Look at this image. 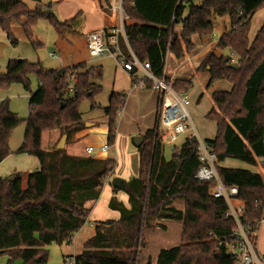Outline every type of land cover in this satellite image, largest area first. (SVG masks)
Wrapping results in <instances>:
<instances>
[{"label":"trees","instance_id":"16d2710c","mask_svg":"<svg viewBox=\"0 0 264 264\" xmlns=\"http://www.w3.org/2000/svg\"><path fill=\"white\" fill-rule=\"evenodd\" d=\"M105 3L110 4V0ZM51 8L48 3L32 10L23 0H0V28L16 44L12 25L20 24L36 44L32 27L39 20L64 31L80 16L60 20ZM262 9L264 0H124L125 14L135 22L125 26L130 48L140 61L150 63L159 79L166 72L168 55L183 59L185 53L195 48L194 35H212L215 18L228 19L230 29L220 36L216 47L197 68L209 74L208 86L216 80L232 86L230 91L212 92L218 111L212 109L206 115L217 125L215 139L207 141L219 163L230 158L255 166L257 158H264V24L252 43L248 38L252 17ZM177 26L181 27L180 32ZM216 49H229L230 53L219 54ZM232 53L237 67L232 65ZM138 72L136 68L132 71ZM29 75H36L39 86L30 96L20 152L37 157L40 167L25 176V182L22 174L14 175L13 181H0V256L9 257L7 264H47V246L71 244L91 212L87 203L100 198L105 180L116 170L112 159L70 155L65 148L57 149V144L52 152L42 148L45 132L59 129L60 138L66 135L67 142L75 132L85 128L79 106L87 100L92 108L97 107L95 97L103 90L102 68L82 62L61 69H44L39 63L10 60L7 72L0 74V88L21 83L30 90ZM71 75H76L73 90L69 89ZM131 77L137 87L140 80ZM167 82L178 93L188 94L193 87L191 79L172 80L167 76ZM152 87V82L147 81L145 88ZM126 100V92H113L105 108L110 147L115 144L118 114ZM20 123L10 111L9 101H3L0 163L9 156L10 136ZM143 136L144 142L138 147V176L124 181L120 189L109 181L114 193L121 191L128 196L130 207L116 196L110 199L109 207L118 211L120 218L97 227L96 235L85 243L83 253L74 257L76 264H140L145 244L143 233L146 228L161 226L162 218L182 222V238L179 245L162 249L156 264H237L221 243L231 237L236 227L225 216L226 204L211 195L212 182L200 183L195 178L200 167L195 141H184L166 159L156 124ZM218 172L225 184L239 187V198L246 206L243 223L255 231L264 214L263 177L247 169L222 166ZM179 199L185 202L184 210L173 205Z\"/></svg>","mask_w":264,"mask_h":264},{"label":"rangeland","instance_id":"374dc122","mask_svg":"<svg viewBox=\"0 0 264 264\" xmlns=\"http://www.w3.org/2000/svg\"><path fill=\"white\" fill-rule=\"evenodd\" d=\"M23 1L30 9L35 8L37 5L32 0ZM46 2L47 0H42L39 5L44 7ZM62 2L65 3V6L67 4V7H72L74 10H85H76L74 15L70 16L71 18H67V20L72 19V17H74L77 13L80 15L75 24L72 25V29L57 31L48 23V21L41 19L34 27H32L33 37L34 40H36L35 44L27 37L22 26L14 23L12 25V32L17 43L13 44L8 38L6 32L0 28V74H5L7 72V65L10 60L18 59L27 60L37 64L39 63L44 69H60L62 67H69L86 61L89 66L102 68L103 79L100 83L103 90L97 97H95L97 107L92 108L90 101L86 100L82 102L79 106V113L85 128L81 131L75 132V134L67 140L64 148L68 154L69 152H72V148H76L77 150L85 149L82 151L84 156L115 160L116 170L105 180L101 190L99 199L100 202L103 203V201H107L109 199L108 196L110 190L108 189L112 188L109 181L112 182L114 178H121L128 182L138 176L139 152L138 147L134 142V139L137 136L145 134L149 128H153L156 124L165 149L164 154L166 159H170L173 150L159 126L156 114L157 108L156 104L154 106L152 100L153 98H149L148 102L142 104V100L137 95L129 94V92L126 91L129 86L127 80L128 76L125 75V73H122L119 69L122 65L115 58L107 54L102 57L92 58L88 54L85 34L89 32V29L93 24V17L95 18V4L89 0L88 2L90 6L88 8L86 6H82L74 0H62ZM58 11V4L54 5L55 14L60 20H65L66 18H64V16ZM86 15H88L89 20L84 28L83 25H85V22H83V24L81 22ZM263 16L264 9L259 11L251 20V28L248 35L250 43L254 40V36L257 35L256 32H259L261 29L260 27L263 23ZM224 19L228 21L226 17L217 16L215 18L214 23L217 26L214 33L215 39H219L224 32V27L219 26ZM227 21H224V24L226 23L228 31L230 27ZM35 34H37L38 40L41 41L42 44L37 40ZM216 52L228 55L230 50L216 49ZM52 53H55L56 56H52ZM169 59V65L167 67L168 73L171 75L174 71L176 62L172 57ZM205 76L201 74L199 76V80L196 79L193 82V87L189 90V92L192 101L191 113L193 114L192 117L194 118L195 124H197L198 131L202 137L211 139V137L215 135V124L212 121H209L204 114V111H206L209 107L207 94L201 98L202 100L200 99L202 93L204 92L203 88L206 89V82L208 81L207 75ZM29 79L30 90H26L21 83H12L6 88H0V104L3 101H9L10 111L15 113L19 120H21V123L14 128L10 136V154L0 163V181L10 180V178L16 174H22V179L24 181L29 174L37 171L40 167L37 157L28 153L20 152L26 131L25 120L27 119L30 111V96L31 93L38 89L39 86V81L36 75H29ZM224 84L227 85L230 83L227 81H216L213 83L211 89L222 90V87L225 86ZM211 89H208L207 93L212 97ZM112 92L128 93L127 100L129 98V102H126V106L124 105L123 109L119 111L115 144L106 152H102L101 147L108 144V117L105 113V108L109 106V100ZM61 138L59 129L43 133L42 148L47 151H54L56 149V144L58 145ZM183 142L184 139H180L176 142L178 150ZM88 144L95 148V152L93 154H87L85 147ZM261 161L255 166L260 167L261 165V167L264 168V158H261ZM225 165L234 168H245L252 171L255 170L252 165L230 158L226 161ZM105 188H107L106 192H104ZM173 205L180 210H184L185 208L184 200H176ZM100 211L105 213L103 210ZM159 223L161 226L146 228L143 233V240L145 244L142 248L140 264H144L141 260L142 256L146 253H148L147 262L151 261L152 264H156L158 254L162 249L172 248L181 243L182 222L170 218H162ZM52 244L47 247L49 251L47 264H66L65 262H62L60 258H57V260L55 258L56 246L62 244ZM259 250L264 253V224L261 226L259 231ZM8 260V256H0V264H7Z\"/></svg>","mask_w":264,"mask_h":264},{"label":"built area","instance_id":"2783aa9c","mask_svg":"<svg viewBox=\"0 0 264 264\" xmlns=\"http://www.w3.org/2000/svg\"><path fill=\"white\" fill-rule=\"evenodd\" d=\"M106 1V0H103ZM106 7L117 16L114 26H107L86 35L87 51L90 57L97 58L109 55L115 58L130 76L139 79L138 87H145L147 81L152 82L153 89L160 95L157 108V119L167 142L172 150L177 149L176 142L180 139L195 141V151L200 161L195 178L200 183L212 182L211 195L221 199L226 204L225 216L235 223L231 237L221 241L227 247L228 253L235 257L237 264H264V253L259 250V231L264 224L262 215L258 228L251 231L243 223L246 215L245 202L239 198V187L225 184L218 172L219 161L211 144L202 137L193 120L191 113V98L187 93H178L173 85L167 82L166 72L163 78H157L149 62H142L134 54L127 41L125 26L130 20L124 11V0H112ZM123 43V46L121 44ZM231 62H235V53L231 54ZM137 74H133L134 69ZM76 75L70 76L69 89L73 90ZM110 148L105 144L102 152ZM87 154H93V146L86 147ZM67 264H76L74 258L67 260Z\"/></svg>","mask_w":264,"mask_h":264},{"label":"crops","instance_id":"0c3cea01","mask_svg":"<svg viewBox=\"0 0 264 264\" xmlns=\"http://www.w3.org/2000/svg\"><path fill=\"white\" fill-rule=\"evenodd\" d=\"M63 1H71V0H63ZM74 1L80 3L82 6H86L88 8L90 6V4L88 2L89 0H74ZM41 2H42V0H41ZM90 2L95 4V9H94L95 18L93 17V24H92L91 28L89 29V32H92V31H95V30H98V29H101V28H104V27H107V26H114L116 24L117 16L114 15L113 13H111V11L106 7L105 1H103V0H90ZM48 3H50L52 5L51 10L53 12H54V5L58 4V9H59L58 12L60 14H62L64 16V18H66L65 20H67V18H71L70 16H73L74 12L76 10L85 11L84 9H75L74 10V9H72V7L69 8V7H67V4L65 6V3H63L62 0H47L45 5L48 4ZM110 3H113L112 0H110ZM35 4L38 5V3H36V2H35ZM37 5H36L35 8L38 7ZM35 8H31V9H35ZM77 15H79V14L77 13L75 16H77ZM74 17H72V18H74ZM88 20H89V17H88V15H86V17H84V19L81 22L82 24H83V22H85L84 23L85 25H83L84 28L86 27V24L88 23ZM224 21H227V20L226 19L222 20V22H221L222 24L220 23L219 26H223L224 27V32H226L227 31V25H226V23L224 24ZM75 22L73 23V25L75 24ZM262 22L263 23H262L261 27L264 24V16H263ZM134 23L135 22L132 21V20L128 21L129 25L130 24H134ZM227 23H228V21H227ZM216 27L217 26L215 25V28ZM72 28L73 27H71L70 29H72ZM176 30H177V32H180L181 31V27L177 26ZM257 32H256V34H257ZM88 33L85 34V37H86V35ZM75 34H77V33H75ZM35 36H36V38L38 40L37 34H35ZM218 40L219 39H215L214 34L206 35V36H203V37H200L199 35H194L192 37V41H193V44L195 46L193 51H191L189 53H185V57L183 59H176L175 57L169 56V55L166 58V66H165L166 75L168 77H170V79H172V80H175V79L189 80V79H191L194 82L196 79L199 80V76L201 74L203 76L207 75V80L208 81L206 82V89L203 88L204 92L202 93V95L200 97V99H201L203 96H205V94H207V101L209 102L208 103L209 107H208V109L206 111H204L205 116L212 109L218 110V107L216 106L213 98L207 93V90L211 89V87H212L214 82L223 81V80H216L213 83H211L210 86H208L209 80H210L209 74L207 72L198 71L197 68L200 65V63L203 60V58L211 50H213L216 47V45L218 44ZM39 42L42 44L41 41H39ZM51 55L52 56H56L55 53H52ZM170 57H172L175 60V62H176V65L174 66V71L172 72L171 75H169L168 67H167L169 65L168 62L170 60L169 59ZM75 65H78V64H75ZM75 65H72V66H75ZM62 68H64V67H62ZM119 69L122 71V73H125V75L128 76L127 80H128V85L129 86H128V90H126V91L129 92V94L137 95L142 100V104H145L146 102H148L149 98L152 97L154 106L156 104V108H158L159 99H160L159 92L157 90L153 89V88L151 89V88L138 87V86L135 87L133 85V83H132V77L130 76L129 72L124 70L122 67L119 68ZM224 85L225 86L222 87L223 88L222 91H230L231 90V88H232L231 84H227V85L224 84ZM216 90H218V89H216ZM216 90L214 89V90H212V92H214ZM188 94L191 97L190 92ZM127 95H128V93H127ZM129 97H130V95H129ZM200 99H199V103H200ZM126 102H129V98H128V100H126ZM126 102H125V106H126ZM191 105H192V101H191ZM195 111H196V108H195ZM193 120H194V118H193ZM209 121H212V120L209 119ZM212 122L215 124V135L213 137H211V139L206 137L205 139H207V140H213L216 137L217 125H216L215 121H212ZM196 126H197V124H196ZM65 146H66V144H65ZM88 146H91V145L90 144L86 145V147H88ZM84 150H77L76 148H72V152H69V154H71V155H83L82 151H84ZM99 158H103V157H99ZM227 160H225L224 162L219 163V166L227 167V168H234V167H229V166L225 165ZM260 161H261V158H257V165H258V163H260ZM253 167L255 168L254 171L249 170V169H247V170L255 172V173H259L264 179V168H262L261 165H260V167H256V166H253ZM239 169H245V168H239ZM108 190H110V191H109V196H108L109 199L107 201H103V203H102V202H100V199H99L97 201H94V202L92 201V202L87 203V207L91 209V212H90V215L88 217L87 222L75 234L74 241L71 244L63 243L62 245L56 246V249H55V258H56V260H57V258H60V260H62V262H65L67 264V260H69L70 258H74V257H77V256L81 255L83 253L84 249H85V247H84L85 243L89 239H91L92 237H94L96 235L97 227L100 226L102 224V222L111 221V220L117 221L120 218V213L118 211H116V210H113V209L111 211V208L109 207L110 199L113 196H116L117 199L120 202H122L126 207H128V208L130 207L128 196L124 192L120 191L118 193H114L112 188H110ZM106 191H107V188H105L104 192H106ZM100 210H103L105 213H102ZM100 212H101V214H100ZM147 254L148 253H146L145 255L142 256V260L141 261L144 264H146V262L148 260V255Z\"/></svg>","mask_w":264,"mask_h":264},{"label":"water","instance_id":"95a60500","mask_svg":"<svg viewBox=\"0 0 264 264\" xmlns=\"http://www.w3.org/2000/svg\"><path fill=\"white\" fill-rule=\"evenodd\" d=\"M233 66L237 67V63H234L232 64ZM66 139H67V136L66 135H63L62 138L60 139L58 145H57V149H63L65 147V144H66ZM134 142L136 144L137 147H140L142 145V143L144 142V136L140 135V136H137L135 139H134ZM182 165V163L180 164ZM14 177H11L10 178V181H13ZM124 183V180L121 179V178H114L112 180V185L113 187L115 188H118L120 189L122 187ZM162 216H168L170 215V213H161Z\"/></svg>","mask_w":264,"mask_h":264}]
</instances>
